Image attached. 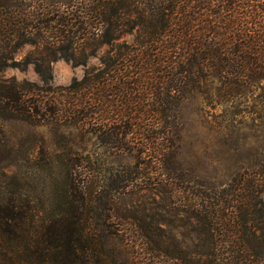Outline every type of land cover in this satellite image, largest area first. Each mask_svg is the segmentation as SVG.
Returning a JSON list of instances; mask_svg holds the SVG:
<instances>
[{
  "label": "trees",
  "instance_id": "1",
  "mask_svg": "<svg viewBox=\"0 0 264 264\" xmlns=\"http://www.w3.org/2000/svg\"><path fill=\"white\" fill-rule=\"evenodd\" d=\"M23 45L33 49L15 60ZM91 57L97 64H87ZM58 59L82 66L81 77L51 85ZM29 65L40 85L0 76V107L34 124L74 125L133 152L136 168L173 172L180 101L192 93L233 98L264 81V0H0V73ZM75 167L43 226L28 198L0 194V264L108 263L85 222L91 204ZM156 184L178 195L171 182ZM227 191L215 202L190 199L197 244L135 225L140 241L129 245V264H264V158Z\"/></svg>",
  "mask_w": 264,
  "mask_h": 264
},
{
  "label": "rangeland",
  "instance_id": "2",
  "mask_svg": "<svg viewBox=\"0 0 264 264\" xmlns=\"http://www.w3.org/2000/svg\"><path fill=\"white\" fill-rule=\"evenodd\" d=\"M31 49L18 48L15 60ZM87 64L95 65L97 59L91 57ZM83 69L58 59L51 63V85H66L72 77L80 78ZM0 76L40 85L31 65L6 68ZM177 119L178 168L171 172L163 166L136 168L133 152L114 151L74 125L34 124L0 107V194L28 198L43 226L47 215L61 208L67 169L76 163L75 183L91 204L86 201L85 222L99 238L108 261L104 264L132 262L129 245L140 241L132 233L135 225L159 226L181 246L197 244L192 229L198 223L188 204L194 199L200 203L203 196L207 202L224 198L232 180L264 158V81L233 98L192 93L180 101ZM169 182L179 188L175 197L156 186ZM104 223L127 234H108Z\"/></svg>",
  "mask_w": 264,
  "mask_h": 264
}]
</instances>
